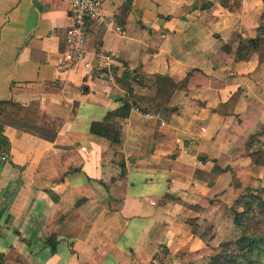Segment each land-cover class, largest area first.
I'll return each instance as SVG.
<instances>
[{"label":"crops","instance_id":"crops-1","mask_svg":"<svg viewBox=\"0 0 264 264\" xmlns=\"http://www.w3.org/2000/svg\"><path fill=\"white\" fill-rule=\"evenodd\" d=\"M205 1L101 0L84 48L108 57V85L101 69L58 70L64 0H0V264L202 263L200 233L235 201L227 167L264 129V56L234 52L262 2ZM154 75L186 82L152 102L138 83ZM124 99L119 146L89 132Z\"/></svg>","mask_w":264,"mask_h":264},{"label":"trees","instance_id":"trees-1","mask_svg":"<svg viewBox=\"0 0 264 264\" xmlns=\"http://www.w3.org/2000/svg\"><path fill=\"white\" fill-rule=\"evenodd\" d=\"M264 3V0H261ZM130 3L131 0H128ZM207 4H204L200 9H207ZM137 21L140 17L136 16ZM238 46L235 51L236 59H246L252 51H264V12L262 13L256 30V36L252 39H243L237 36ZM231 46H224L223 51L229 52ZM155 82V90L152 101L159 99L161 95L165 96V101H168L174 91L180 89L183 82H174L169 77L160 75L152 76ZM126 90L131 93L129 86ZM131 106L127 99H124L122 106L107 114L102 122H93L90 125L89 132L109 140L113 145H120L119 128L110 123L111 118H127ZM262 133H256L249 141L251 158V165L256 164L258 159L253 158L254 155L262 156L261 137ZM259 164V163H258ZM264 164V162H260ZM229 171L231 168H228ZM234 189L238 191L239 185H234ZM234 214L233 225L239 229L241 235L234 242H223L219 246V252L210 257V264H264V200L261 196L255 194L253 191L240 194L231 206ZM193 222V223H192ZM188 225L192 228L194 234L196 232L195 220H187ZM194 227V228H193Z\"/></svg>","mask_w":264,"mask_h":264},{"label":"rangeland","instance_id":"rangeland-1","mask_svg":"<svg viewBox=\"0 0 264 264\" xmlns=\"http://www.w3.org/2000/svg\"><path fill=\"white\" fill-rule=\"evenodd\" d=\"M221 2L224 0H220ZM233 4L231 5L234 7H237L239 0H232ZM261 1V0H260ZM262 2V1H261ZM204 4H206L205 0H202V2L198 3V7L203 6ZM262 11L260 13V15L257 18L256 21V26L258 25V21L262 15V13L264 12V3L262 2ZM257 30V28H256ZM238 34H236L234 36V41H235V50L234 52L237 50V46H238V39H237ZM259 52V51H258ZM264 56V51L259 52ZM139 87L142 88H147V90L149 91V98L150 101H152V98L154 96V90L155 88V82L153 78H147V77H143L140 79L139 83H138ZM126 89V87H125ZM159 100L165 102V96L161 95L159 96ZM153 102V101H152ZM256 133H262L261 140L259 143H261V150H262V156L260 155H254L253 158L258 159L255 160L257 161L256 164L251 165V158L248 156V154L250 153V149L252 150V148H250L249 146V141L251 140V138L254 136V134L252 136H250V138L248 139L246 146L244 147V155L249 157L250 162L247 165H237L234 166L233 169L231 168L230 170V182H229V186L232 188V190L234 189V185H239L240 189H238V191L236 189L233 190L234 192V198L237 199L238 196L240 194L243 193H247L249 191H253L255 194L261 196L262 200H264V164H260V162H264V129H262L259 132ZM255 133V134H256ZM259 163V164H258ZM230 168V167H227ZM215 202L214 200H212V203ZM232 205V204H231ZM221 211V217L222 219L227 222V227L225 225V222L223 224V227H221V229H219L218 232L214 231L213 228H208L205 227V229L202 230L201 237L204 244L206 245V251L205 254H202V258L200 261H202V263L200 264H210V257L214 254H216L217 252H219V246H221V244L223 242H234L235 240H237V238L241 235L240 231L238 228H236L234 225H232L233 223L232 220L234 218V214L232 213L231 208L228 207H223ZM193 223V222H192ZM194 228V227H193ZM192 229V228H190ZM196 229V226H195ZM161 252V250H160Z\"/></svg>","mask_w":264,"mask_h":264},{"label":"built area","instance_id":"built-area-1","mask_svg":"<svg viewBox=\"0 0 264 264\" xmlns=\"http://www.w3.org/2000/svg\"><path fill=\"white\" fill-rule=\"evenodd\" d=\"M64 1L69 6L72 24L66 31L68 48L60 53L57 59L58 70L68 71L76 68L79 64H83L89 72L101 69L97 77L104 84H111L113 82V73L108 57L102 54L94 56L98 62L95 64L93 60L91 61V59L87 58L84 48L89 32L101 28L104 24L101 0ZM135 110L141 113L139 108H135ZM142 114L156 119H160L161 117L159 112Z\"/></svg>","mask_w":264,"mask_h":264}]
</instances>
